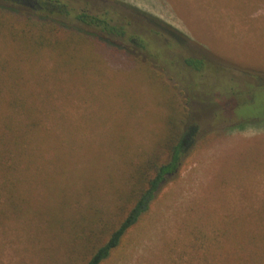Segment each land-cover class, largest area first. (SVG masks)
I'll return each instance as SVG.
<instances>
[{"label": "rangeland", "instance_id": "1", "mask_svg": "<svg viewBox=\"0 0 264 264\" xmlns=\"http://www.w3.org/2000/svg\"><path fill=\"white\" fill-rule=\"evenodd\" d=\"M47 1L0 2L59 26L58 52H32L14 41L37 32L0 23V102L41 126L27 180L0 196V264H83L185 122L194 146L103 264H264V0ZM68 34L84 40L58 49Z\"/></svg>", "mask_w": 264, "mask_h": 264}, {"label": "trees", "instance_id": "2", "mask_svg": "<svg viewBox=\"0 0 264 264\" xmlns=\"http://www.w3.org/2000/svg\"><path fill=\"white\" fill-rule=\"evenodd\" d=\"M0 2L4 4L8 3L20 8H27L28 6H31L34 10L39 11L40 9L44 10L42 9V6L48 1L0 0ZM77 19L88 24H103V29H106V24L104 21L96 17L80 14L77 16ZM7 20H9V23ZM21 20L26 23L25 27H27L28 30L33 29L35 32H37V36L36 38H30L26 40L18 39L17 41H14L16 44H21L32 52H35L36 50H43V48L58 52L53 46V39L46 37V34L50 33L55 37V39L58 38L55 35L58 32L57 29H59L58 23L47 19V17L43 18L29 12L17 11L12 8L8 9L0 6L1 24H5L9 28L13 26L14 22L18 23L17 21ZM107 30L112 32L114 31V27H111V30L107 28ZM10 31H13V28L10 29ZM122 34L124 33L119 32V35ZM75 37L83 39L78 35L68 34L64 39L60 40L61 45H59V47H61L58 49L71 46L72 38ZM131 40L136 39L132 37ZM137 40L139 41V39ZM60 53L63 55L62 52ZM184 64L186 66L192 67L193 69H199L202 67V62L199 60L186 59L184 60ZM18 107H22L23 109L25 108V112H27L28 116H32V107L28 104L19 105L12 101L0 102V113L4 114L9 112L8 115L0 116V125L2 126L0 128H3L2 131H0V196L6 190V194H8V201L7 199L5 201L6 205H12L14 191H16L20 184L24 185V181L27 180L26 170L23 172V169H20V166L25 163V168H27L28 164L26 162V149L28 148V145L31 144V142L29 143L28 137L31 135L35 137V134L39 133V128L41 127L39 126V120H34L32 118L28 122V131L23 132L22 123L20 120H18L13 112L17 110ZM183 121L184 120L181 122ZM173 128L175 129L173 131L171 130V135L168 137V141L165 144L167 146V159L164 162L157 163L153 162L155 159L152 158L145 164L144 176H141L142 179L144 178V182H142V184L133 191L131 199L129 200L131 204L128 210L119 219L117 225L109 231V234L101 243H97L95 245L93 244L89 247L87 258L83 264H103L116 250H118L126 234L139 223L143 216L149 212L152 204L156 200L161 186L166 180V177L174 174L178 170L181 160L194 146L195 139L198 134V128L196 124L185 122L183 127L174 126ZM25 133H28L27 142L25 140L26 135L24 136ZM2 211L5 210L0 206V213H2ZM8 211L9 210H6L7 213ZM73 226L78 225L73 223ZM260 251L261 252L256 249L253 252V254L260 256L258 261L262 260V256L264 255V249H261Z\"/></svg>", "mask_w": 264, "mask_h": 264}]
</instances>
